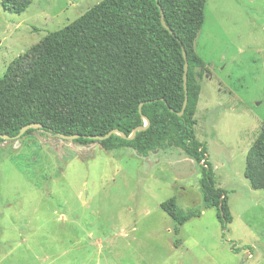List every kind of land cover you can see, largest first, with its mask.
Returning a JSON list of instances; mask_svg holds the SVG:
<instances>
[{"label": "rangeland", "instance_id": "obj_1", "mask_svg": "<svg viewBox=\"0 0 264 264\" xmlns=\"http://www.w3.org/2000/svg\"><path fill=\"white\" fill-rule=\"evenodd\" d=\"M101 1L31 0L17 15L0 0V79ZM194 50L195 137L227 196L225 229L210 209L174 236L160 204L201 206V168L182 151L142 158L37 130L0 144V264H264V190L244 177L264 120V0H207Z\"/></svg>", "mask_w": 264, "mask_h": 264}, {"label": "trees", "instance_id": "obj_2", "mask_svg": "<svg viewBox=\"0 0 264 264\" xmlns=\"http://www.w3.org/2000/svg\"><path fill=\"white\" fill-rule=\"evenodd\" d=\"M30 2L1 0V7L19 15ZM206 2L102 0L49 33L23 67L9 66L0 79V135L13 140L24 127L39 124L40 129H28L19 139L37 130L56 137L78 136L73 140L78 145L96 143L105 152L129 149L142 158L180 150L201 168V206L181 210L175 197L160 204L174 223V236L210 209L216 210L225 229L232 221L227 196L216 187L205 147L195 137L204 69L194 41ZM183 50L187 105L180 116ZM145 119L148 127L128 139L144 127ZM114 131L126 138L110 134ZM4 141L0 138V144ZM244 177L252 189L264 190V120L247 152ZM173 244L178 248L180 241Z\"/></svg>", "mask_w": 264, "mask_h": 264}, {"label": "water", "instance_id": "obj_3", "mask_svg": "<svg viewBox=\"0 0 264 264\" xmlns=\"http://www.w3.org/2000/svg\"><path fill=\"white\" fill-rule=\"evenodd\" d=\"M157 1V0H156ZM161 22H162V24H163V21H162V16H161ZM182 54H183V58H184V61H185V64H184V74H183V88H184V102H183V105H182V110H181V112H180V116L183 114V112H184V110H185V108H186V105H187V93H186V84H187V70H188V66H187V62H186V53H185V51L183 50V52H182ZM148 125H149V121L148 120H146L145 119V125H144V127H139V128H136L135 130H134V132L132 133V135L128 138V139H132L134 136H135V133L136 132H138V131H143V130H145L147 127H148ZM42 126L41 125H39V124H35V125H30V126H27V127H24L20 132H19V134L15 137V138H13V140H18L28 129H40ZM112 133H114V134H117L118 136H120L121 138H123V139H125L126 137H125V135L124 134H121V133H118V132H111L110 134H112ZM109 134V135H110ZM108 135V136H109ZM108 136H106V137H104V138H96V139H105V138H107ZM0 138L1 139H3V140H5V141H8V140H10V138L9 137H7V136H4V135H0ZM60 138H62V139H66V140H75V139H77L78 138V136H74V137H60Z\"/></svg>", "mask_w": 264, "mask_h": 264}]
</instances>
